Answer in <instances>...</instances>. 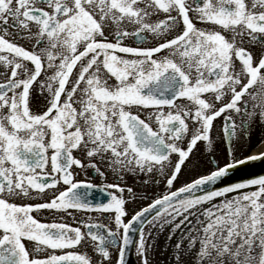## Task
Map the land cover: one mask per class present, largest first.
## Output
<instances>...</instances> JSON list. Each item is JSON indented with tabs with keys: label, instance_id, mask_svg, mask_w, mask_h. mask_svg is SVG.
Instances as JSON below:
<instances>
[{
	"label": "snow or ice",
	"instance_id": "1",
	"mask_svg": "<svg viewBox=\"0 0 264 264\" xmlns=\"http://www.w3.org/2000/svg\"><path fill=\"white\" fill-rule=\"evenodd\" d=\"M160 13L166 19L151 22ZM0 32V264H93L64 251L87 238L97 264H113L110 248L126 264L130 233L139 264H152V229L169 225L181 229L177 255L194 251V264H264V175L225 183L264 162V151H243L249 126L264 124V0H0ZM34 93L44 101L35 111ZM222 115L224 162L213 158L205 174L125 222L123 193L138 197L119 187L125 176L171 189L199 143L215 156ZM89 169L117 180L99 186L107 202L80 191L97 187L78 179ZM73 210L110 214L114 228L91 216L71 227L33 215Z\"/></svg>",
	"mask_w": 264,
	"mask_h": 264
},
{
	"label": "flooded vegetation",
	"instance_id": "2",
	"mask_svg": "<svg viewBox=\"0 0 264 264\" xmlns=\"http://www.w3.org/2000/svg\"><path fill=\"white\" fill-rule=\"evenodd\" d=\"M166 19V15L163 13H160L158 16L152 17L151 22L155 23L159 20ZM197 24V27H205L204 24L200 23L199 21H195ZM209 30H218L219 26H207ZM129 30H134L133 28H130ZM11 31V30H10ZM2 34V32H0ZM147 35V34H146ZM149 42L151 41V37H148ZM131 42V41H129ZM19 43L23 44L25 47H30V43L28 41H19ZM34 43V41H32ZM254 51L259 52V46H257ZM0 71H3L2 66H0ZM3 82V78L0 77V83ZM44 103L43 97L39 96L38 93L33 94V111L36 110L38 106H42ZM234 119L236 120L237 125L240 124V118L236 117L235 114H233ZM236 134L237 136H242L243 131L240 127L236 128ZM248 131L250 133V139L243 145V151L244 155H251V154H257L261 150V147L264 145V124H261L259 120H257L254 124L249 126ZM211 136L214 141V152L215 156L210 155V152H212V148H210L206 143H199L198 147L194 149L193 154L190 157V160L187 162L186 166H183L182 174L179 176V178L174 182V185L171 189H167L165 184L157 185L154 182H150L147 186H144L142 181L143 177H136L131 174H128L125 176L126 183H119V187L121 188H127V187H133V190L138 193V197L133 201L132 198L129 196L127 191L123 193V196L126 200V212L127 215L125 217V222H127V219H130L131 216L136 212L142 210L144 207L152 203V200L155 198H159L163 194L169 191H175L179 187L183 186L185 183L190 182L192 179L196 178L200 174H205L212 165L210 164V161L215 158L221 162V164L224 162V157L226 155V148H227V140L225 138L226 134L224 131V118L223 115L220 118H217L214 121V127L211 132ZM173 159L175 160L176 157L174 156ZM48 171H50V165L48 168ZM78 179L85 180L90 183H93L96 185V188L93 189H81V192H87L89 194V199L93 201V203L96 202H107V194L102 193L99 190V186L103 184H115L117 183V180L111 176L107 175L106 178H101L97 176L91 169H89L87 172H79ZM60 189H63V185L59 186ZM49 190H46L48 192ZM109 191H112L116 195H121V193L118 192L117 189H110ZM236 193H233L231 195H235ZM36 199H34L31 202H47L50 198L51 193H49L48 197L41 196L40 194H35ZM147 195L148 198H144V196ZM219 200L213 201V203H218ZM19 203V201H17ZM209 207V205H208ZM34 217L37 218L41 223H53V222H63L69 224L71 227H77L81 226V221L83 222H89L88 216L92 217L91 222L93 223H102L105 226L109 228H114V225L110 223V219L106 217H110V214L107 213H76L74 210L72 212V215H57L54 213L49 212H42L40 215H37L33 213ZM76 216L77 220L74 221L72 216ZM82 231L84 229L82 228ZM148 229L145 228V232L147 233ZM150 241V239H149ZM26 246L29 248V251L32 249V244H29V242H25ZM94 243L90 240V238L86 239V243L78 246L74 249H67L64 251H76L79 253H85L90 256V258L93 261V264H97L99 260L98 253L94 251ZM111 258L113 261V264H115V261L118 257V248H110L109 249ZM56 254H62L60 250H57ZM136 259L138 261V257L136 255ZM139 263V261H138Z\"/></svg>",
	"mask_w": 264,
	"mask_h": 264
},
{
	"label": "rangeland",
	"instance_id": "3",
	"mask_svg": "<svg viewBox=\"0 0 264 264\" xmlns=\"http://www.w3.org/2000/svg\"><path fill=\"white\" fill-rule=\"evenodd\" d=\"M203 207L207 208L208 205L205 204ZM193 219L194 218H190ZM176 223H179V218ZM186 227L182 225L183 229ZM171 233V235H170ZM181 229H177L175 232H172V226H166L162 232H157V229L152 231V235L155 237V240L152 241V237L150 241L153 243V248L150 251V257L152 264H176L177 259L182 258V264H194V251L189 254L187 252L183 253L182 257L177 255V250L173 247L180 237ZM184 245L186 246L188 241L185 240ZM199 245H196L198 248Z\"/></svg>",
	"mask_w": 264,
	"mask_h": 264
},
{
	"label": "water",
	"instance_id": "4",
	"mask_svg": "<svg viewBox=\"0 0 264 264\" xmlns=\"http://www.w3.org/2000/svg\"><path fill=\"white\" fill-rule=\"evenodd\" d=\"M258 175H264V162L256 161L249 166L241 168L239 171H236L234 174H231L225 183L239 182L243 179L253 178ZM151 213L149 215H153ZM133 236V245H130L125 253L126 264L133 263V247L136 241L138 233H130Z\"/></svg>",
	"mask_w": 264,
	"mask_h": 264
},
{
	"label": "bare ground",
	"instance_id": "5",
	"mask_svg": "<svg viewBox=\"0 0 264 264\" xmlns=\"http://www.w3.org/2000/svg\"><path fill=\"white\" fill-rule=\"evenodd\" d=\"M261 150H264V145L261 147Z\"/></svg>",
	"mask_w": 264,
	"mask_h": 264
}]
</instances>
